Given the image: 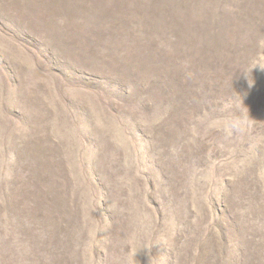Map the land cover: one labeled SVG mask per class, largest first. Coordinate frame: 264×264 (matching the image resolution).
I'll return each mask as SVG.
<instances>
[{
	"label": "rangeland",
	"instance_id": "374dc122",
	"mask_svg": "<svg viewBox=\"0 0 264 264\" xmlns=\"http://www.w3.org/2000/svg\"><path fill=\"white\" fill-rule=\"evenodd\" d=\"M0 264H264V0H0Z\"/></svg>",
	"mask_w": 264,
	"mask_h": 264
}]
</instances>
